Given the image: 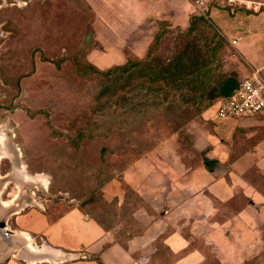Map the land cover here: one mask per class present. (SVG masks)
<instances>
[{
    "label": "rangeland",
    "instance_id": "rangeland-1",
    "mask_svg": "<svg viewBox=\"0 0 264 264\" xmlns=\"http://www.w3.org/2000/svg\"><path fill=\"white\" fill-rule=\"evenodd\" d=\"M105 2L0 0V223L6 224L4 231L16 230L18 213L36 211L50 221L71 206L80 207L104 226L124 219L130 223V214L144 204L124 186L120 187V199L112 197L113 190L106 191L108 184L98 189V181L113 174V180L118 181L126 167L148 152L179 163L192 151L188 129L199 114L192 111L193 117L173 133L164 111L144 114L140 103L145 91L139 79L83 75L74 70V61L106 70L126 60L141 59L115 46L121 39L111 37L108 31L113 17L99 14ZM113 3L122 16L114 26L129 20L123 16L140 8L138 0ZM188 16L193 17L196 41L213 32L222 37L204 16L191 12ZM187 27L167 22L160 25L169 31L161 52H172L177 32ZM138 33L137 28L128 32L136 37ZM222 39L220 70L237 76L238 81L242 60L234 46ZM175 101L180 103L178 96ZM78 134L81 140H77ZM211 167L215 174L226 170L215 162ZM252 171H257L264 187V174L256 168ZM236 197L224 204L210 197V205L222 209L245 203L243 197ZM229 211L226 217L233 209ZM206 230L199 227L197 233L182 235L200 245L204 241L197 238ZM158 237L161 241L154 242L153 250L148 246L146 254L156 252L159 258L150 262V256L145 264H181L164 241L171 237L170 245L178 247L183 240L174 236L171 228ZM4 246L0 239V252ZM198 263L199 259L191 260V264ZM226 264L235 263L227 260Z\"/></svg>",
    "mask_w": 264,
    "mask_h": 264
},
{
    "label": "crops",
    "instance_id": "crops-1",
    "mask_svg": "<svg viewBox=\"0 0 264 264\" xmlns=\"http://www.w3.org/2000/svg\"><path fill=\"white\" fill-rule=\"evenodd\" d=\"M105 1L101 7L104 12L100 13L99 8V14L113 17L108 31L111 37L121 39L115 46L126 48L138 58L145 55L158 30V22L187 27L188 14L193 13L188 0H138L139 10L123 16L130 17V21L122 19L121 25L114 26L118 17H122L117 13L120 8L113 3L115 0ZM248 1L256 6L249 9L242 5L230 12L213 4L204 15L223 38L236 41L234 49L242 60L238 66L240 78L253 70L264 74V0ZM134 28L139 29L138 37L128 34ZM217 102L200 113L188 129L192 151L188 150L184 161L173 163L152 151L123 170L122 182L145 204L132 213L135 234L126 232L128 236L120 242L116 239L119 225L105 230L78 206L66 208L50 221L46 214L36 211L18 213L16 230L0 232L6 247L0 252L1 261L4 264H99V260L101 264H145L155 253L146 254L147 247L155 249L158 236L171 228L174 236L183 242L178 247L171 246L169 237L164 243L178 255L181 264H191L194 258L199 259L198 264H207L212 256L219 264H226L227 260L235 264L248 261L264 264V187L259 177L252 174V168L264 174V114L219 120ZM203 159L213 160L226 170L215 174L206 168ZM120 187V181L112 180L106 191L111 188L110 196L120 199ZM238 195L245 199L240 206L225 205L220 209L210 205V197L224 204ZM232 209L231 216L226 217ZM143 218L148 221L143 222ZM199 227L207 228L197 238L204 242L197 245L184 239L186 232L197 233ZM15 237L21 240H14Z\"/></svg>",
    "mask_w": 264,
    "mask_h": 264
},
{
    "label": "trees",
    "instance_id": "trees-1",
    "mask_svg": "<svg viewBox=\"0 0 264 264\" xmlns=\"http://www.w3.org/2000/svg\"><path fill=\"white\" fill-rule=\"evenodd\" d=\"M165 22H158V30L141 59L126 60L124 63L113 65L106 70H99L92 65L81 64L77 61L73 62V67L77 73L83 75L91 73L102 77L117 76L126 79H139L145 91L143 100L140 103L144 109V114L164 111V116L168 120H166V123L174 133L184 127L193 117L192 111L196 115L200 114L219 98L229 96L236 88L238 81L237 76L225 75L220 70L218 53L223 42L222 37L216 32H213L201 42L192 37L194 30L193 17H190L189 26L185 31L179 30L177 32L172 52L162 53V41L169 32L166 28H160V25H165ZM177 96L180 103L175 101ZM136 107L133 106L132 109ZM78 135L77 140H81L82 136ZM214 162L213 160L203 159V163L209 171L212 170L211 165ZM256 172L252 171V174L258 178ZM122 173L123 171L120 173V179H118L121 186L131 190L134 196L144 204L141 198L122 182ZM113 179H115L114 174L101 178L98 181L97 188H104ZM82 211L85 212L83 209ZM132 213L130 214V223L124 219L122 222L119 221L116 224L104 226L94 219L105 230L119 225L116 239L123 242L128 236L126 232L135 234L137 231L136 227L134 228L136 222L132 218ZM153 261H157L156 252L150 262ZM98 262L101 264L99 260ZM251 263L253 262L248 261L243 264ZM207 264L219 263L212 256L208 259Z\"/></svg>",
    "mask_w": 264,
    "mask_h": 264
},
{
    "label": "built area",
    "instance_id": "built-area-1",
    "mask_svg": "<svg viewBox=\"0 0 264 264\" xmlns=\"http://www.w3.org/2000/svg\"><path fill=\"white\" fill-rule=\"evenodd\" d=\"M193 13L204 16L213 4L234 12L239 6L251 9L254 4L248 0H188ZM235 45L236 41H230ZM264 114V77L259 70H253L238 80L234 91L218 99L216 117L219 120L252 118Z\"/></svg>",
    "mask_w": 264,
    "mask_h": 264
},
{
    "label": "water",
    "instance_id": "water-1",
    "mask_svg": "<svg viewBox=\"0 0 264 264\" xmlns=\"http://www.w3.org/2000/svg\"><path fill=\"white\" fill-rule=\"evenodd\" d=\"M233 91H234V90H233ZM233 91H232V92H233ZM232 92H231V93H232ZM231 93H230V94H231ZM215 163H216V162H215ZM217 164H218V163H217ZM211 171H212V172H215V170H213V169H212ZM5 225H6V224H4V223H0V231H2L3 229H5Z\"/></svg>",
    "mask_w": 264,
    "mask_h": 264
},
{
    "label": "flooded vegetation",
    "instance_id": "flooded-vegetation-1",
    "mask_svg": "<svg viewBox=\"0 0 264 264\" xmlns=\"http://www.w3.org/2000/svg\"><path fill=\"white\" fill-rule=\"evenodd\" d=\"M0 264H4V261H1V259H0Z\"/></svg>",
    "mask_w": 264,
    "mask_h": 264
}]
</instances>
